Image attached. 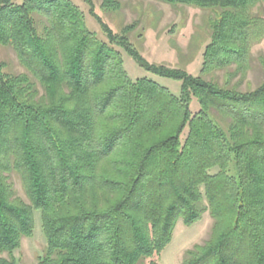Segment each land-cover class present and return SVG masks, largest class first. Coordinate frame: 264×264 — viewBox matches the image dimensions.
Returning a JSON list of instances; mask_svg holds the SVG:
<instances>
[{
    "label": "trees",
    "instance_id": "16d2710c",
    "mask_svg": "<svg viewBox=\"0 0 264 264\" xmlns=\"http://www.w3.org/2000/svg\"><path fill=\"white\" fill-rule=\"evenodd\" d=\"M156 1L210 13L199 76L150 64L91 3L107 42L71 0H0V44L29 73L0 63V264H19L36 212L47 237L37 264H159L178 223L206 213L209 239L180 264H264V81L241 91L206 79L247 76L264 0ZM118 47L180 81L181 95L133 80Z\"/></svg>",
    "mask_w": 264,
    "mask_h": 264
},
{
    "label": "rangeland",
    "instance_id": "374dc122",
    "mask_svg": "<svg viewBox=\"0 0 264 264\" xmlns=\"http://www.w3.org/2000/svg\"><path fill=\"white\" fill-rule=\"evenodd\" d=\"M84 14L87 27L99 39L107 42L94 12L115 34L127 33L132 45L150 63L169 68L183 69L197 77L203 67V54L211 41L208 19L210 13L190 6H171L156 0H117L119 8L108 10L104 0H71ZM264 17V5L256 9ZM122 55L124 67L133 79L149 78L168 88L174 95H181L180 81L161 77L147 72L124 50L117 48ZM252 67L247 76L227 72H216L206 77L221 86L228 85L241 91L254 90L264 81V39L254 45L251 51ZM0 63L12 75L29 74L20 63L15 50L0 44ZM198 110L196 100L192 111ZM18 195L28 203L24 187L19 177H14ZM213 220L208 213L202 220L191 226L179 222L173 240L159 259V264H180L185 252L196 244L209 239ZM47 248V237L42 230L41 213H35V231L32 237L25 238L22 246L15 252L19 264H37Z\"/></svg>",
    "mask_w": 264,
    "mask_h": 264
}]
</instances>
